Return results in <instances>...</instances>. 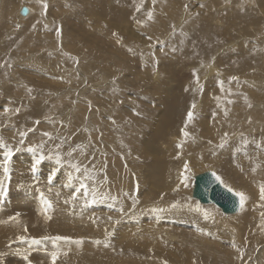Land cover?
Returning <instances> with one entry per match:
<instances>
[{"label": "rangeland", "instance_id": "374dc122", "mask_svg": "<svg viewBox=\"0 0 264 264\" xmlns=\"http://www.w3.org/2000/svg\"><path fill=\"white\" fill-rule=\"evenodd\" d=\"M216 1L0 0V264H264V0Z\"/></svg>", "mask_w": 264, "mask_h": 264}, {"label": "snow or ice", "instance_id": "6c2138e0", "mask_svg": "<svg viewBox=\"0 0 264 264\" xmlns=\"http://www.w3.org/2000/svg\"><path fill=\"white\" fill-rule=\"evenodd\" d=\"M43 7H44V9L46 10V9H47V4L44 3V4H43ZM148 15H149V19H151V17H152L151 12H150ZM59 35H60V31L58 30V31H57V36H59ZM233 79H236V78L233 77ZM29 91H31V90H29ZM193 107H195V105H193ZM6 111H7V110H6ZM192 118H193V114H192L191 112H189V113H188V120L190 121V120H192ZM26 135H27L26 133H21V136H22V137H23V136H26ZM44 135H45V136H49V133H44ZM185 135H187V133H185ZM225 135H227V134H225ZM19 143H20L21 145H23V144L25 143L24 139H21V140L19 141ZM220 146L223 147V144H221ZM39 147L42 148L43 145H40ZM19 150H20L19 148H16V149H15V151H19ZM27 151H29V152H31V153H33V154L35 155V154L37 153V147L29 146V147L27 148ZM13 155H14V150H12V149H9V150L4 154L5 158H4L3 162H2V167H3V173H4V175H5V178H9V179H10V169H9V166H8V165H9V163H10V161H11ZM45 158H46V157H45V155L43 154V152H41L39 155H36V156H35V159H34L32 165H31V171H32L33 173L36 172L38 166H39V165L45 160ZM49 158H51V157H49ZM55 162H56L57 165H60V164H61V158L59 157V155H57V156L55 157ZM72 167H73L77 172L80 171L79 167H78L76 164H73ZM184 167H185V169H187V168H188V165L185 164ZM55 175H56V172H55V171H53V172L49 175V177H48L49 182H51V181L53 180V178L55 177ZM213 175H216V174L213 173ZM216 179L219 181V180H221V177H219L218 175H216ZM80 189H85L84 195L87 196V194H88V193H87V186L84 185V184L82 183V184L80 185V188H77V189H76V192L73 194L72 199H75V198H76V195L80 192ZM229 191H232V189L230 188ZM6 195H7V186L5 185L4 181H0V199H2V198H3L4 196H6ZM236 195H237V196L239 197V199H240V205H241V207H243V204H244L245 200L247 199V197L245 196V194H244L243 192H237ZM260 199H261V200H264V185H261V186H260ZM92 202H95V199H93ZM45 204L47 205V208H49V209L51 208V203H50V202L45 201ZM173 207H175V205H173ZM120 211L123 212V209H120ZM153 211H162V209H153ZM50 218H51L50 216H46V219H50ZM205 218H207V214H205ZM109 219H111V217H109ZM25 230H27V229H25ZM57 239H67V238L58 237ZM33 243H38V241L33 240ZM97 243H99V241H97ZM58 256H59V252H58V251H53V252L51 253L52 264H56V260H57ZM24 259H25V260H28V257L25 256ZM28 264H31V261H29Z\"/></svg>", "mask_w": 264, "mask_h": 264}, {"label": "water", "instance_id": "95a60500", "mask_svg": "<svg viewBox=\"0 0 264 264\" xmlns=\"http://www.w3.org/2000/svg\"><path fill=\"white\" fill-rule=\"evenodd\" d=\"M21 13L26 15L28 9L23 7ZM214 171H207L196 175L193 188V196L202 204H215L224 213L234 214L240 210V199L236 191H229L222 180H217ZM219 176V175H218Z\"/></svg>", "mask_w": 264, "mask_h": 264}, {"label": "bare ground", "instance_id": "6f19581e", "mask_svg": "<svg viewBox=\"0 0 264 264\" xmlns=\"http://www.w3.org/2000/svg\"><path fill=\"white\" fill-rule=\"evenodd\" d=\"M214 2H215V3H219V2L216 1V0H214ZM28 6H29V5H28ZM23 7H26V8L28 9V13H27L26 15H24V14L21 13V10H22ZM29 8H30V7H29ZM29 8H28L27 6H25V5L22 6V7L19 9V10H20V15H19V13H18V15L21 16V18H24V17H31V15L33 14V9H34V8H32V7H31V9H29ZM19 10H18V11H19ZM249 15H250V14H249ZM204 30H205V29H204ZM63 42H64V41H63ZM69 55H70V54H69ZM82 60H83V59H82ZM70 70H71V69H70ZM74 71H75V70H74ZM77 74H78V73H77ZM70 76H71V75H70ZM67 78H68V77H67ZM85 82H86V81H85ZM230 89H231V88H230ZM226 92H227V91H226ZM228 98H229V97H228ZM237 100H238V99H237ZM210 101H211V100H210ZM227 102H229V101H227ZM234 102H235V101H234ZM219 103H220V102H219ZM225 103H226V102H225ZM42 105H43V104H42ZM217 105H220V104L217 103ZM217 107H218V106H217ZM46 108H47V107H46ZM48 108H49V107H48ZM34 109H35V108H34ZM36 109H37V108H36ZM39 109H41V108H39ZM39 109H38V110H39ZM38 110H37V111H38ZM250 111H251V110H250ZM219 112H220V111H219ZM221 112H222V111H221ZM259 112H260V111H259ZM249 113H250V116H252L253 118L262 119V120L264 121V118H262V117H264L263 114H258L257 111H256V112H255V111H254V112L251 111V112H249ZM217 114H219V113H217ZM216 116H217V115H216ZM220 117H221V116H220ZM221 118H222V117H221ZM229 119H230V118H229ZM262 120H261V121H262ZM160 121H161V120H160ZM168 123H169V122H168ZM170 123H171V122H170ZM170 127H171V126H170ZM170 127H169V128H170ZM214 131H215V130H214ZM212 132H213V131H212ZM213 134H214V133H213ZM257 156H258V155H257ZM261 157H262V155H261ZM261 157H260V156H259V157H256V160H257V158L260 159ZM258 161H259V160H258ZM252 163H253V162H252ZM261 163H262V164H261ZM253 164H254V163H253ZM258 165H259V164H258ZM260 165L263 167V166H264V162L261 161V162H260ZM261 166H260V167H261ZM263 172H264V171H263ZM260 175H261V172H260ZM263 176H264V175H263ZM222 182H223V181H222ZM223 184H224V183H223ZM22 202H23V201H22ZM15 204H16V203H15ZM24 204H25V203H24ZM29 204H30V203H29ZM211 204H212V203H211ZM213 205H215V204H213ZM16 206H17V205H16ZM216 206H217V205H216ZM19 207H20V205H19ZM36 209H37V208H36ZM38 210H39V209H38ZM243 210H244V205H243V207H240V210H239L238 212L240 213V211H241V213H242ZM18 212H19V211H18ZM238 212H237V213H238ZM237 213H234V214H237ZM241 213H240V214H241ZM19 214H20V213H19ZM16 215H17V214H16ZM250 217H251V216H250ZM18 218H19V217H18ZM40 218H42V217L40 216ZM16 219H17V218H16ZM21 220H22V219H21ZM23 220H24V219H23ZM27 221H28V220H27ZM38 222H39L38 220H34V221L31 222V223H32V225H33V227H34L35 229L42 230L43 225L41 224V221H40L39 223H38ZM16 223H17V222H16ZM36 223H37V226H36ZM7 224H8L7 222L4 223V225H6V226H7ZM24 225H26V222H21V223H17V224H16V226H24ZM46 231H49V229L47 228ZM47 241H48V240H47ZM49 243H50V241L47 242V245H48V246H50ZM52 246H54V244H53ZM52 246H51V247H52ZM37 248H38V247H37ZM48 248H49V247H48ZM52 249H53V248H52ZM11 251H13V250L11 249ZM36 251H37V250H36ZM14 252H15V251H14ZM14 254H15V253H14ZM14 254H13V256H14ZM8 257H9V256H8ZM11 257H12V254H11ZM38 258H39V257H38ZM48 261H49V260H48Z\"/></svg>", "mask_w": 264, "mask_h": 264}]
</instances>
